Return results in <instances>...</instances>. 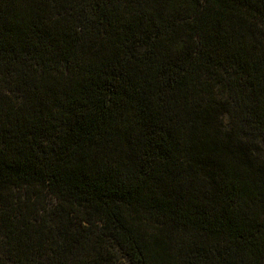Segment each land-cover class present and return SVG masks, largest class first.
<instances>
[{
  "label": "trees",
  "instance_id": "1",
  "mask_svg": "<svg viewBox=\"0 0 264 264\" xmlns=\"http://www.w3.org/2000/svg\"><path fill=\"white\" fill-rule=\"evenodd\" d=\"M0 264H264V0H0Z\"/></svg>",
  "mask_w": 264,
  "mask_h": 264
},
{
  "label": "rangeland",
  "instance_id": "2",
  "mask_svg": "<svg viewBox=\"0 0 264 264\" xmlns=\"http://www.w3.org/2000/svg\"><path fill=\"white\" fill-rule=\"evenodd\" d=\"M222 120H223V122H226V120H227V117H224Z\"/></svg>",
  "mask_w": 264,
  "mask_h": 264
}]
</instances>
